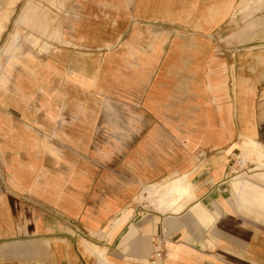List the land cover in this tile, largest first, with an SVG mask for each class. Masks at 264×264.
Here are the masks:
<instances>
[{"label":"rangeland","instance_id":"obj_1","mask_svg":"<svg viewBox=\"0 0 264 264\" xmlns=\"http://www.w3.org/2000/svg\"><path fill=\"white\" fill-rule=\"evenodd\" d=\"M137 1L22 0L15 16L1 21L0 105L17 109L19 134L48 138L45 149L66 159L51 154V168L95 166L114 185H129L131 204L176 213L161 207L187 185L167 181L185 174L168 165L201 152L194 145L202 132L201 78L213 60L233 76L243 70L240 63L264 53V0H183L178 19L140 12ZM160 71L168 74L165 99L148 112V91ZM74 135L92 143H62ZM79 152L81 163L74 158ZM95 153L97 161L88 162ZM241 154L227 179L223 217L232 224L206 227L203 241L193 242L204 253L201 264H264V210L243 205L233 189L241 180L264 188V146H243ZM177 183L184 189L170 192ZM152 184L158 186L148 193Z\"/></svg>","mask_w":264,"mask_h":264},{"label":"crops","instance_id":"obj_2","mask_svg":"<svg viewBox=\"0 0 264 264\" xmlns=\"http://www.w3.org/2000/svg\"><path fill=\"white\" fill-rule=\"evenodd\" d=\"M21 1L0 0V42L5 31L2 19H12ZM182 1L138 0L137 7L140 12L148 8L159 17L172 14L178 19ZM170 62L169 58L159 65ZM239 65L243 70L235 68L232 76L225 73L220 60H213L201 78L202 132L194 143L201 152L168 165L173 172L185 173L167 180L187 185L184 195L161 207L176 213L146 211L142 203L131 204L129 185H114L104 177L106 171L98 172L95 166L51 168L47 162L51 154L58 162L66 159L45 149L50 145L48 138H39L33 131L29 136L19 134L17 109L0 105V264H151L162 236L167 253L161 264L203 263L204 253L193 242L203 241L206 227L232 224L223 214L229 204L227 179L234 160L242 158L243 146H264V53ZM167 76L163 71L155 73L146 111L154 112L165 99L162 82ZM189 78L194 80L192 75L185 80ZM207 95H213V100ZM70 140L62 143H92L91 138L75 135ZM89 157L88 162L97 161L96 153ZM74 158L82 162L80 152ZM105 158L108 161L110 156ZM157 186L152 184L146 191L151 193ZM233 189L243 205L255 203L264 210L263 187L241 180L233 183ZM186 197L185 208L179 211Z\"/></svg>","mask_w":264,"mask_h":264},{"label":"built area","instance_id":"obj_3","mask_svg":"<svg viewBox=\"0 0 264 264\" xmlns=\"http://www.w3.org/2000/svg\"><path fill=\"white\" fill-rule=\"evenodd\" d=\"M165 243V237L162 236L158 239L157 248L154 251L153 256L150 259L151 264H161L164 260L163 245Z\"/></svg>","mask_w":264,"mask_h":264},{"label":"bare ground","instance_id":"obj_4","mask_svg":"<svg viewBox=\"0 0 264 264\" xmlns=\"http://www.w3.org/2000/svg\"><path fill=\"white\" fill-rule=\"evenodd\" d=\"M184 186H182L181 184H179V183H177V184H175L174 186H172L171 188H170V192H173V191H182L184 188H183Z\"/></svg>","mask_w":264,"mask_h":264}]
</instances>
